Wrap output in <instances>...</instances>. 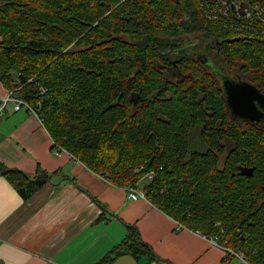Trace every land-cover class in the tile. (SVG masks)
Returning <instances> with one entry per match:
<instances>
[{
    "label": "trees",
    "instance_id": "16d2710c",
    "mask_svg": "<svg viewBox=\"0 0 264 264\" xmlns=\"http://www.w3.org/2000/svg\"><path fill=\"white\" fill-rule=\"evenodd\" d=\"M258 3L255 18H239L225 0H0V78L20 86L52 150L264 264V130L230 118L217 80L182 44L201 31L203 44L220 45L264 84ZM197 127L202 148L192 142ZM0 166L24 198L50 179ZM128 229L97 264L157 257L136 225Z\"/></svg>",
    "mask_w": 264,
    "mask_h": 264
},
{
    "label": "crops",
    "instance_id": "0c3cea01",
    "mask_svg": "<svg viewBox=\"0 0 264 264\" xmlns=\"http://www.w3.org/2000/svg\"><path fill=\"white\" fill-rule=\"evenodd\" d=\"M8 91L0 78V102ZM52 142L41 117L27 108L14 110L9 102L0 112V164L32 177L40 169L50 175L24 198L0 170V264H97L129 225L157 257L123 253L111 264H248L229 258L198 229L177 228L178 220L150 199L130 198L127 187L69 152L54 154ZM102 213L107 219H98Z\"/></svg>",
    "mask_w": 264,
    "mask_h": 264
},
{
    "label": "flooded vegetation",
    "instance_id": "af4514ba",
    "mask_svg": "<svg viewBox=\"0 0 264 264\" xmlns=\"http://www.w3.org/2000/svg\"><path fill=\"white\" fill-rule=\"evenodd\" d=\"M225 5V10L230 8L234 14L238 13L239 18L241 16L255 18L259 13L258 0H225ZM217 43L220 44L219 41ZM188 49L193 52V55L205 65L211 75L217 80L218 87L222 91L225 109L228 111L230 118L242 126L251 125L264 130V84L257 81L259 75L245 71L242 63L235 64L230 62L220 45L214 47L210 42H206L201 47L194 46L188 47ZM177 55L180 56L179 53ZM177 60L178 58L173 59V63ZM236 87H238V93L230 95ZM256 87L259 90V95L256 94ZM248 93L255 95V97L249 100L248 97L251 96ZM243 102L248 107H250V104H254V110H247L252 112L251 118L247 115ZM232 103L236 104V107L239 103L242 106L234 110ZM193 131H197L200 138L201 128L197 127ZM200 141L204 146L203 140L200 139Z\"/></svg>",
    "mask_w": 264,
    "mask_h": 264
},
{
    "label": "built area",
    "instance_id": "2783aa9c",
    "mask_svg": "<svg viewBox=\"0 0 264 264\" xmlns=\"http://www.w3.org/2000/svg\"><path fill=\"white\" fill-rule=\"evenodd\" d=\"M19 88H20V86L14 87L13 89H9L7 95H5V97H3L1 99L0 112L5 113L8 103L12 102L14 110L27 108L29 111L37 114L35 108L30 104V102L25 97H23L19 94V92H18ZM41 121H43L42 118H41ZM64 151H66V150L61 146H57L53 149V153L56 155H60ZM149 176L152 177L151 174ZM127 191H128L129 197L132 199L146 198L147 197L142 189L134 187V186H127ZM217 223L219 224L220 221H218ZM188 227H189L188 225H186L180 221H177V228L180 229V228H188ZM197 231L200 232V230H197ZM209 238L211 239V241L213 243L219 245L221 247V249H223L225 251V254L236 256L240 260H242L243 262H246L248 264H252L246 260L245 255L241 249L229 247L227 245L220 243L217 235H209ZM226 259L227 258L224 257V261Z\"/></svg>",
    "mask_w": 264,
    "mask_h": 264
},
{
    "label": "rangeland",
    "instance_id": "374dc122",
    "mask_svg": "<svg viewBox=\"0 0 264 264\" xmlns=\"http://www.w3.org/2000/svg\"><path fill=\"white\" fill-rule=\"evenodd\" d=\"M221 1H223V0H221ZM260 6L262 7L263 5L260 3ZM208 15H209V13H208ZM201 34H202L201 31H199V32L198 31H194L192 33L183 35L182 36V38H183V42H182L183 46H185L187 48L188 47H194L196 45L198 47H201L203 45V42H204V39H202ZM192 142H193V145L198 147V148H202L203 147L197 131H193V133H192ZM237 259H239V258H237Z\"/></svg>",
    "mask_w": 264,
    "mask_h": 264
},
{
    "label": "water",
    "instance_id": "95a60500",
    "mask_svg": "<svg viewBox=\"0 0 264 264\" xmlns=\"http://www.w3.org/2000/svg\"><path fill=\"white\" fill-rule=\"evenodd\" d=\"M242 91V90H241ZM238 93V87H236V88H234V90L230 93V95H234V94H237ZM259 93V90L257 89V87H256V94L257 95H259L258 94ZM249 94V93H248ZM241 95V94H240ZM239 95V96H240ZM251 97H248V99L249 100H252L254 97H255V95H252V94H249ZM256 97H258V96H256ZM243 104L245 105V110L247 111V110H254L255 109V106H254V104L252 103V104H250V107H248V105L245 103V102H243ZM232 105H233V109L235 110V109H237V107H241L242 105H241V103H239L238 105H237V107H236V104H233L232 103ZM244 114V113H243ZM247 115L249 116V118H251L252 117V112L251 111H247ZM243 172H246V173H248V174H250V173H252L253 172V168L250 170V171H243Z\"/></svg>",
    "mask_w": 264,
    "mask_h": 264
}]
</instances>
